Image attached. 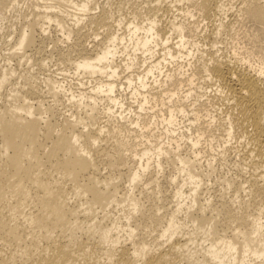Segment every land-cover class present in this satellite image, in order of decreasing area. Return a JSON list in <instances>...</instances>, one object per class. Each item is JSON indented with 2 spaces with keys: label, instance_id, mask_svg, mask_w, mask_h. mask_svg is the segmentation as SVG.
Instances as JSON below:
<instances>
[{
  "label": "bare ground",
  "instance_id": "bare-ground-1",
  "mask_svg": "<svg viewBox=\"0 0 264 264\" xmlns=\"http://www.w3.org/2000/svg\"><path fill=\"white\" fill-rule=\"evenodd\" d=\"M18 1L0 0V22L7 21L6 13ZM225 1L160 0L157 4H174L172 9L167 7L173 11L187 3L186 10L178 7L176 12L195 18L190 10L194 8L204 21H220L211 34L209 30V35L201 36L217 46L218 37L228 33L222 18L228 13ZM94 2L34 0L32 5L25 4L32 6L33 18L25 20L26 27L10 38L15 54L10 51L8 56L20 55L19 67L28 66L26 62L30 65L32 60L23 64L28 55L25 51L35 49L39 55L44 48L34 31L41 28L46 32L45 24L55 22L63 36L77 40L73 46L81 57L73 64L75 76L94 85L75 93L60 80L44 79L53 106L63 102V95L72 109L57 117L53 106L44 105L47 96L40 90L38 72L34 76L29 68L17 74L16 65L15 70L7 62L11 68L0 69V264H264V0H244L237 10L240 18L259 26L255 25L258 29L252 39L255 43L262 40L256 49L241 54L234 48L235 61L211 56L210 63L193 39L197 37L190 35L201 33L194 22L189 27L182 20L170 19L172 34L166 37L160 26L164 18L157 11L160 7L162 14L167 8L146 2L151 7L142 6L144 12L137 9L141 12L126 22L127 14L118 19L112 9L127 2L131 8L129 0H118L113 8L104 4L100 13L90 14L97 10L93 6L99 2ZM144 14L145 24L138 19ZM69 18L73 24L68 23ZM86 22L106 28L104 42L88 44V48V38L84 39L91 33ZM174 35L178 41L171 44ZM59 41H54L55 47ZM60 50L63 55L66 49ZM193 58L205 61L201 65L193 62L197 67L190 68L186 76L183 61L190 67ZM38 63L45 65L44 60ZM140 63L146 64L145 69L133 74ZM173 63L176 70L165 73L166 79L160 81L155 75L162 76L164 66ZM125 71L132 74L123 76V82L120 74ZM197 75L206 77L204 83L217 86L218 96H213L217 116L210 109L211 113L205 112L210 100L204 102L208 93L201 90L207 83L199 84ZM151 77L154 85L148 83ZM123 88L137 108H126V99L119 92ZM242 143L250 145L246 157L252 159L248 158L250 165L243 163L245 170L251 166L262 171L252 170L244 183L224 173L215 179L219 158L224 161L226 152ZM207 148L217 156L210 154L207 159ZM241 165L239 170L244 169ZM101 166L110 169L103 172L106 176H102ZM167 169L172 174L160 182L158 175ZM212 180L234 195L203 200L204 186ZM140 185L145 187L137 191ZM166 186L174 188L173 195L170 192L173 207H167ZM84 221L90 223L89 234L78 237L74 230Z\"/></svg>",
  "mask_w": 264,
  "mask_h": 264
},
{
  "label": "rangeland",
  "instance_id": "rangeland-1",
  "mask_svg": "<svg viewBox=\"0 0 264 264\" xmlns=\"http://www.w3.org/2000/svg\"><path fill=\"white\" fill-rule=\"evenodd\" d=\"M28 1V2H27ZM82 2L81 0H76V2L78 3V2ZM84 1H86V0H84ZM114 1V2H113ZM130 1V3H132V5H134L135 3V5L137 6V8H135L134 9V7H136V6H133L132 7V5H130L131 6V8L129 7V5H128V2L127 3H124V5H126V6H122L123 8H124V10H122L123 8L122 7H120V6H117V8H114V9H112V10H114L113 11V13H114V16L115 17H117L118 16V19L120 18V15H123V17L122 18H124V15L125 14H127V16L125 17L126 18V22L127 21H129V20H133L134 19V16H137L136 14H139L141 11V9H142V11H143V8L144 7H142V6H146L145 8H147V7H151V5H152V7H154L153 5H155V7H158V6H161L160 4L158 5L157 3H158V1H160V0H134V4H133V0H129ZM150 1V2H149ZM164 0H161V2H163ZM30 2V3H29ZM34 2V0H19L16 4L17 5H15V8L13 9V8H11V9H13V10H9L8 11V13H6V17L8 18L7 19V21H4V22H0V69L1 70H4L3 68L4 67H6L5 69H10L11 67H10V65L12 66V68L14 67V69L17 71V74H18V72H19V74L21 73V71L23 70V71H25V70H29V68H30V71H35V72H33V75L34 76H36L37 74V72H38V75H37V79H38V81L40 80L41 82H38V83H41L40 85V90H43L42 92H44L43 93V96L45 95V96H47V97H45V100L46 101H44L46 104H44L45 106H53L54 104L53 103H55L54 101H52V98H51V95H47L48 93V89H46V84H44V83H47V81L46 82H44L45 80L44 79H47V78H51V79H49V80H53V79H55L54 81H59L60 80V82H62V84H63V86L64 87H66V89H68V90H73V92H75V93H78V92H80V90H90L91 89V87L94 85V83H91L90 81H89V79H85V78H82V77H78V76H75V71H74V63L75 62H77V60H79L80 59V57H81V55H80V53H78V51L77 50H75L76 48H74V46H76V44H77V40H75L74 38H71V39H67L65 36H63V34L57 29V26H56V23L55 22H50V23H47V24H45V26H44V28H47V30H46V32H44L43 30H41V28H38V29H36V32L34 31V33H35V38L37 39V42H38V44L41 46L42 44H40V42L42 43V41H43V46L41 47V48H43V50H41V54H39V55H41V56H39L38 55V53H40V51H36L35 49H31V51H29V50H26L25 52L28 54V55H26L27 56V58L25 57V59L23 60V64H26L27 63V65L29 66H26V65H23L24 67H19V66H21L22 65V63H21V65H19L20 63H18L17 62V60L19 61L20 60V55H19V57H14L15 55H13L12 56V58H11V56H8L9 54L10 55H12V53L13 54H15V48L12 46L13 44H12V42H9V41H13V43H14V40H11L12 39V37H13V35L15 36H17L18 35V32L20 33L22 30V27H23V29H24V27H26V26H24V25H26V24H24L26 21L25 20H27V21H29V19H30V17H32L33 18V16L31 15L32 14V11H31V5H32V3ZM98 4H97V3ZM96 2H94L95 4L94 5H99V6H93L94 7V9H97V10H94V11H96V12H93V10L90 12V14H98V13H100L99 11H101L102 10V8H103V5L105 4H107L106 5V8H109V7H111V8H113V7H115V6H113L114 5V3L115 4H117V5H119L118 4V0H96ZM106 2H108V3H106ZM110 2H111V4H110ZM146 2H148V3H150V4H148V3H146ZM225 2H227L226 4L227 5H229L228 6V13H227V15L226 16H222V18H224V23H227V24H225L228 28L226 29L227 30V32L228 33H224V34H221L220 36L221 37H218V40H217V46H214L213 44H212V41H210V40H208L207 39V36H206V38L205 37H201V36H204L203 34H205V35H209V33L211 34V31H213L214 30V28H215V26L218 24V22H220V21H212V22H210L209 20H206V21H204L203 20V17L201 18L200 17V12H199V10H196V9H192V8H190V10H194V17L195 18H190V17H184L183 15H181V14H179L180 12H176V9L178 8V7H181V8H183V9H187L188 8V4L187 3H184V4H181V6L180 5H177V8L176 9H174L173 8V11L172 10H170V9H168L167 7H169V8H171L172 9V7H170V6H173V5H166V7H163V6H165L164 4H165V2H164V4L162 3V6L161 7H163V8H167L166 9V11L167 12H169V14L163 9V10H161V13L162 12H164V13H162V14H160V7L158 8L159 10L157 11V12H159L158 13V16L161 18H164V19H160V21H163V22H161L160 23V26H161V28H163L162 30L164 31H161L163 34H167L166 35V37H168L170 34H172L171 33V31H169L170 29V25H168V22L167 21H169L170 19L172 20V19H178V22H180L181 20V22H183V23H185L186 25L187 24H190L191 22H194L193 24H194V26H193V24L191 23L190 25H191V27L193 26V27H197V26H199V31H201V35L199 34V36H198V34L196 33V35L194 34V35H192V34H190V33H188V35L190 34L192 37H194V36H196L197 38L195 39V38H193L194 40H196L199 44H200V49L202 48V49H204L202 52H205V57H204V59H206L207 58V60L208 61H206L207 63H210L209 62V60L210 59H208V58H211V56H215L214 58H218V59H221V60H224V61H226V60H229V59H233L232 58V56L234 57V54H232L233 53V49L235 48H237V50H239L238 52L239 53H241V54H250V52L251 51H253V50H255L256 49V44H260L261 43V39H258L257 41L259 42V43H255L254 42V40H252L253 39V37L255 36V34L257 33L256 31H257V29L259 28V26L257 25V24H255L258 28H256V26L254 25V23L252 22V21H247V19H245V20H243L242 18H240L241 16L237 13L238 11L237 10H239V8H241L242 7V5H243V2H244V0H226ZM230 2V3H229ZM31 4V5H29V7L28 6H26L25 4ZM145 3V4H144ZM27 4V5H28ZM100 4H101V6H100ZM113 4V5H112ZM141 4V5H140ZM147 4V5H146ZM157 4V5H156ZM111 5V6H110ZM108 6V7H107ZM26 7L28 8V9H30V10H27L26 9ZM95 7H97V8H95ZM98 7L100 8L99 10H98ZM102 7V8H101ZM118 7H119V11H118ZM142 7V8H141ZM24 8V9H23ZM235 8V9H234ZM116 9V10H115ZM120 9L122 10V11H120ZM137 9H140V10H137ZM162 9V8H161ZM70 10H72V9H70ZM135 10H137V11H135ZM19 11H21L20 13H22L23 14V12H25L26 14H30V16L29 15H26L25 13H24V15L23 16H25V17H23L22 18V14H21V17H19ZM30 11V12H29ZM39 11H42V10H39ZM116 11H118L117 13H116ZM140 11V12H139ZM196 11L198 12V14L196 13ZM132 12H134V14L135 15H133V13ZM137 12H139V13H137ZM144 12V11H143ZM143 12H142V14H143ZM18 13V14H17ZM49 13H51L50 11H49ZM124 13V14H123ZM131 13H132V15H131ZM166 13L168 14V15H166ZM174 13V14H173ZM117 14V15H116ZM238 14V15H237ZM146 14H144L143 16H140L141 18L142 17H144ZM166 15V16H165ZM198 15V16H197ZM17 16V17H16ZM132 18H131V17ZM147 16V15H146ZM146 16L141 20V18L139 17L138 19H140L139 21H140V23H142V21H143V24H145L146 22L144 21V20H146ZM183 16V17H182ZM238 16V17H237ZM240 16V17H239ZM28 17V19H26ZM128 17H130V18H128ZM174 17V18H173ZM18 18V19H17ZM21 18V19H20ZM32 18H31V20H32ZM127 18H128V20H127ZM221 18V19H222ZM186 19V20H185ZM217 19H220V18H217ZM227 19V20H226ZM20 20H22V21H20ZM24 20V21H23ZM30 20V21H31ZM171 20H170V22H171ZM185 20V21H184ZM188 20V22H186ZM68 21H71L70 20V18H69V20ZM199 23H198V22ZM23 22V23H22ZM167 22V23H166ZM190 22V23H189ZM22 23V24H21ZM68 23H71V24H73L74 23V21L72 22H68ZM164 23V24H163ZM21 24V25H20ZM86 24H87V26L88 25H90V24H88L87 22H86ZM215 25V26H214ZM94 27V29H93V27ZM187 26H189V25H187ZM93 29V31L90 29ZM165 27V28H164ZM167 27V28H166ZM190 27V26H189ZM208 27V28H207ZM88 29V33L90 34L89 36H91V37H86L85 39H84V41L86 40V42H87V46H88V44H90L89 46L91 47V45L93 46L95 43L94 42H98V43H102V42H104V39H105V37H106V34H105V32H106V28L105 27H103L102 28V26H95V25H90V26H88L87 27ZM204 30H203V29ZM213 29V30H212ZM21 30V31H20ZM161 30V29H160ZM167 30V31H166ZM207 30V31H206ZM209 30H210V32H209ZM169 31V32H168ZM42 32H44V33H46V34H42ZM85 32H87L86 30H85ZM165 32H167V33H165ZM206 32V33H205ZM209 32V33H208ZM226 32V31H225ZM15 33V34H14ZM208 33V34H207ZM163 34H161V35H163ZM226 34V35H225ZM189 35V36H190ZM94 36V37H93ZM95 36H98V37H95ZM93 37V38H92ZM164 37V36H163ZM192 37H190V39L192 38ZM11 38V39H10ZM41 38H43V39H41ZM95 38V39H94ZM165 38V37H164ZM174 38H175V40H173V41H171L170 43L171 44H173V43H175L176 41H178V39L175 37V35H174ZM199 38H202V39H199ZM204 38V39H203ZM40 41H39V40ZM59 39H60V41H59ZM97 39V40H96ZM199 39V40H198ZM56 40H58L59 42H58V46H54V45H57L56 43H54V41H56ZM88 40H89V42H88ZM94 40V41H93ZM203 42H201V41ZM205 40H208V42L207 41H205ZM44 41H45V44H44ZM75 41H76V43H75ZM61 42V43H60ZM207 42V43H206ZM211 42V43H210ZM220 44H219V43ZM8 43H11L10 45L8 44ZM59 43H60V45H59ZM92 43V44H91ZM203 44V45H202ZM210 44V45H209ZM6 45V46H5ZM8 45V46H7ZM74 45V46H73ZM261 45H263L264 46V44L263 43H261ZM63 46V47H62ZM67 46H69V48H67ZM89 46H88V48H89ZM214 46V47H213ZM6 47V48H5ZM58 47H59V50L60 49H62V51L63 50H65V53L64 54H66V53H68V55L66 54V55H59L60 53H62L61 52V50L59 51L58 50ZM70 47H73V48H71L70 49ZM212 47V48H211ZM13 48V49H12ZM55 48H57V50L55 49ZM82 48V47H81ZM9 49V50H8ZM70 49V50H69ZM77 49H80V48H77ZM158 50V52L161 54V50H159L160 49V47H158L157 48ZM201 49V50H202ZM35 50V51H34ZM233 50V51H232ZM10 51L12 52V53H10ZM27 51H29V52H27ZM33 51H34V53H33ZM44 51V54H42V52ZM67 51H69V52H67ZM71 51V52H70ZM22 52V51H21ZM24 52V53H25ZM32 52V53H31ZM60 52V53H59ZM64 52V51H63ZM249 52V53H248ZM25 53V54H26ZM31 53V54H30ZM37 53V54H36ZM70 53V54H69ZM25 54H23V52H22V55H25ZM30 54V55H29ZM36 54V55H35ZM216 54V55H215ZM21 55V56H22ZM33 55V56H32ZM207 55V56H206ZM30 56V57H29ZM38 57V58H36V57ZM65 58V56H66V58L64 59L63 57ZM67 56H69V57H67ZM197 56L198 57H200V54H197ZM196 56V57H197ZM6 57H10L9 59H12V61H11V63H10V60L9 59H5ZM29 57V58H28ZM32 57H35V58H32ZM62 57V58H61ZM158 57V56H157ZM156 57V58H157ZM212 57V58H213ZM15 58H18V59H15ZM41 58V59H40ZM5 59V60H4ZM15 59V60H14ZM29 60V59H31L32 61L30 62V65H32L33 64V67L32 66H30L29 64H28V62H26V60ZM35 59H37V61H35ZM42 61V60H44V63H45V65L44 66H42L41 64H40V66H39V61L40 60ZM195 59H197V58H195ZM254 59V58H253ZM7 60H9V61H7ZM39 60V61H38ZM35 61V62H34ZM200 61V62H199ZM203 61V60H202ZM205 61V60H204ZM203 61V62H204ZM233 61H235L234 59H233ZM255 61H257V59L255 60ZM9 63V64H7V63ZM16 62H17V64H16ZM24 62H26V63H24ZM149 62L150 61H147V63L149 64ZM193 62H195L194 61V58H193V60L191 61V59H190V61H189V63L191 64V66L189 67V65H188V61L186 60V62L185 61H183V66H185V68H184V71L186 72V76H188L189 74H190V68H192L193 70H194V68L196 69V67H193V66H195V64L193 63ZM203 62H201V60L199 59V60H196V62L195 63H199L200 65L203 63ZM32 63V64H31ZM36 63H37V65H36ZM181 63H182V61H181ZM6 64V65H5ZM141 64V66L142 65H144L143 63H140ZM187 66H186V65ZM193 64V65H192ZM15 65H16V67H15ZM199 65V66H200ZM8 66V67H7ZM39 66V67H38ZM140 66V65H139ZM135 66V68L136 69H133V70H131V71H133L132 73L133 74H138V72H140V73H142L143 72V70L145 69L144 67H146V64L144 65V66ZM198 66V67H199ZM10 67V68H9ZM27 69H26V68ZM44 67V68H43ZM33 68V70H31ZM40 68V69H39ZM140 68V71H136L137 69H139ZM176 68H177V66H176V64L175 63H173V64H166L165 66H164V70L162 71L163 73H162V76L160 75V74H156L155 76H157V78L160 80V81H163V80H165L166 78H165V76H163V75H166L165 73H171V71L173 72V71H175L176 70ZM35 69V70H34ZM172 69V70H171ZM187 71H186V70ZM0 70V71H1ZM19 70H21V71H19ZM40 70V71H39ZM22 71V72H23ZM135 71H136V73H135ZM192 71V70H191ZM127 72H128V74H127ZM125 71L124 72V75H123V72H121L122 74H120L121 75V79H122V81L124 82V77L125 76H127V75H130V74H132L131 72H129V71ZM126 73V74H125ZM130 73V74H129ZM189 73V74H188ZM193 73H195V71H193V72H191V75L193 74ZM200 75V74H199ZM124 76V77H123ZM163 77H164V79H163ZM198 77V78H197ZM197 79H198V82H199V84H201L202 86H204V84H206L207 83V85H205V87H203V89L201 90L203 93H205L206 94V92L208 93V96L210 97H208L207 95V99L206 98H204V99H206L204 102H206L207 100L209 101H207L208 102V109L206 108L207 107V105H205L206 107H203V112L205 111V112H214V113H212V114H215V116H217L218 115V113L216 112V110L215 109H217L218 107H216V105L218 106V104L216 103V101H217V99L215 98H213V96H214V94L215 95H217L218 96V93L217 92H215V91H217V86H214L213 84H212V82H206V83H204L205 81L203 80V79H205L206 77L205 76H203V79H202V77L200 76H198L197 75ZM40 78V79H39ZM202 80H201V79ZM154 78H150V81L148 80V83L149 82H152V83H150L151 85L153 84L154 85V80H153ZM197 79H195V83H196V85L198 84L196 81H197ZM64 81V82H63ZM202 81V82H201ZM44 82V83H43ZM201 82V83H200ZM81 83H84V85L82 86L81 85ZM204 83V84H203ZM198 84V86H200V87H202L201 85H199ZM211 84V85H210ZM42 85L45 87V89L47 90H44V87H42ZM46 85V86H45ZM68 86V87H67ZM71 86V87H70ZM210 87H212V88H210ZM71 88V89H70ZM207 88V89H206ZM210 88V89H209ZM205 89V90H204ZM216 89V90H215ZM119 92H121V94L124 96L123 97V99L126 101V108H130V106H132V107H134V108H132V109H135V107L137 108V104L134 102V100L131 98V96H130V93H129V91H124V88L123 89H120V91ZM118 92V94H120ZM118 94H116V95H118ZM126 95V96H125ZM217 96H215V97H217ZM62 99H63V102H62V100L59 102V103H56L55 105L56 106H53V108H55V111H56V116L57 115H59L60 117H61V115L62 116H64V115H68L69 113H68V111L70 112V110H72V109H70L71 107H69V103H67V101H66V98H65V96L63 97V95H62V97H61ZM65 98V99H64ZM203 99V100H204ZM212 99H214V101L213 102H215V103H213L212 102ZM35 102H36V100L35 99H31L30 100V103H33V104H35ZM191 103L192 102H190V103H188L189 105H191ZM211 103H213V104H211ZM57 104H58V107H57ZM65 105V106H64ZM128 105V106H127ZM211 105H213L214 106V108H212V106ZM58 109H57V108ZM69 109H68V108ZM192 107H190L189 109H191ZM212 110V111H210V110ZM57 110L58 111H60L59 112V114H58V112H57ZM132 111H135V110H132ZM72 112V111H71ZM70 112V113H71ZM204 112V113H205ZM62 113H65V114H62ZM204 113H202L203 115H205ZM216 113H217V115H216ZM61 114V115H60ZM58 117V116H57ZM59 117V118H60ZM204 117V116H203ZM217 118H219V117H217ZM206 120V121H205ZM205 120H203L202 119V122L203 123H207L208 121V118H206ZM105 121V120H104ZM103 121V122H104ZM205 121V122H204ZM238 145V146H237ZM240 144H235L234 145V147L236 148V149H234V151H232V149L230 150H228V151H231V152H226V155H225V158L226 159H224V161L222 160L221 161V159L222 158H219V160H218V164L216 165V176H214L215 177V179H217V178H219L218 176H221L222 174L221 173H224L223 174V176H227V177H231L232 179H234L235 178V180H238L239 181V183H244L243 181H246V180H249V178H250V176L252 175L251 173H252V170H254L255 168L254 167H252L251 168V166H250V169L251 170H248L249 169V166H248V168H247V170H245V168H246V165L245 164H243V163H248V161H249V159H251V158H247L246 157V155H248V149H250L249 147H250V145H247L246 143H242L240 146H239ZM204 147H206V146H204ZM243 148V149H242ZM244 148H246V149H244ZM208 151V148L207 149H205V151ZM239 152H238V151ZM237 151V152H236ZM245 151V152H244ZM243 152V153H242ZM208 153V158L207 159H209V156H210V154H212V155H214V154H216V156H217V153H215V152H213V151H211L210 152V150L207 152ZM238 153V154H237ZM241 153V154H240ZM247 153V154H246ZM222 153H220V155H221ZM229 154V155H228ZM240 154V155H239ZM207 155V154H206ZM211 155V156H212ZM237 156V157H236ZM247 158V159H246ZM240 160H241V162H240ZM252 160V159H251ZM221 161V162H220ZM235 163H237L238 164V166H239V168H240V165H241V168L244 166V169L242 168L241 170H239V168H238V166H235L236 164ZM252 163H255L254 161L253 162H251V164ZM248 165H250V163H248ZM253 166V165H252ZM102 168V169H101ZM101 174H102V176L104 175V176H106L105 174L106 173H108L109 172V170H106L103 166H101ZM104 168V169H103ZM257 169V168H256ZM242 170H244V171H242ZM259 170H260V172L262 171L261 169H258L257 171L256 170H254V172H259ZM171 171V170H170ZM170 171H168V169H167V172H168V174H167V172L165 171L164 173H162V174H160L161 176H159L158 175V177L160 178V182H164V179L165 180H167V178H169L170 177V174H172ZM242 171V172H241ZM251 171V172H250ZM105 174H104V173ZM218 172V173H217ZM245 172V173H244ZM253 172V173H254ZM259 172V173H260ZM170 173V174H169ZM219 173H220V175H219ZM250 173V174H249ZM165 174V175H164ZM228 174V175H227ZM240 175V177H239V175ZM162 175H164V176H162ZM237 175V176H236ZM236 176V177H235ZM243 176V177H242ZM162 177V178H161ZM164 177V178H163ZM162 179V180H161ZM237 181V182H238ZM241 181V182H240ZM213 182V183H212ZM214 182H217V180H212L210 183L208 182V184H207V186H204V190H203V196H202V199L203 200H206V199H212V198H214V197H216V196H218L219 197V195L221 194H224V195H227V197L228 198H230V197H232L234 194L229 190V191H227V190H225L226 189V187H225V185H221L220 183H214ZM144 185V184H143ZM224 186V187H223ZM141 187H143L142 185H140V187H139V189H137V191H140L141 189ZM145 187V186H144ZM143 187V188H144ZM170 187H172V186H166V190H165V194L168 196L169 195V200H168V202H167V204H168V206L167 207H171L172 206V203H171V195H173V191L172 190H174V188L172 187V188H170ZM168 188V189H167ZM170 188V189H169ZM224 188V189H223ZM187 191H188V189H186ZM172 191V192H171ZM224 191H225V193H224ZM170 192L172 193L171 195H170ZM137 194H139L138 192H136ZM209 196V197H208ZM214 199H216V198H214ZM166 207V208H167ZM173 207V206H172ZM116 213V212H115ZM90 225V223H88V222H82L80 225H79V227L78 228H75V230H74V233L76 234V236H78V237H86L87 236V234H89L88 232H87V230H88V226ZM66 235L67 236H69V235H71V232H67L66 233Z\"/></svg>",
  "mask_w": 264,
  "mask_h": 264
}]
</instances>
